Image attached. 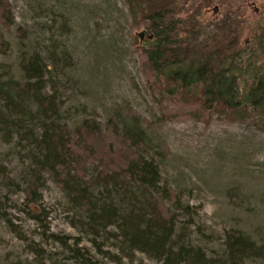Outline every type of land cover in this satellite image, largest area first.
Instances as JSON below:
<instances>
[{
    "label": "trees",
    "instance_id": "obj_1",
    "mask_svg": "<svg viewBox=\"0 0 264 264\" xmlns=\"http://www.w3.org/2000/svg\"><path fill=\"white\" fill-rule=\"evenodd\" d=\"M127 1L132 27L145 30L137 50L148 79L164 93L159 100L164 119L176 115L208 123L221 114L228 122L249 120L264 128L255 121L264 113V6L256 17L246 14L253 0H200L195 5L187 4L192 0ZM210 6L217 9L209 15L205 11ZM12 23L8 1L0 0V26ZM17 36L20 42L26 37L20 26ZM132 38L139 39L135 34ZM8 47L0 31V52ZM51 59L55 75L38 51L24 54L22 80L0 63V134L6 142L16 137L27 152L23 206L41 222L44 234L48 228L40 189L48 177L64 193L73 211L71 222H77L99 254L116 262L133 264L137 251L159 264H264V242L236 229L224 231V251L216 257L184 241L176 210L165 202L188 219L191 207L182 205L162 180L155 159L142 149L146 134L138 116L130 110L128 120L109 118L105 124L86 117L71 129L60 119L55 80L63 58ZM159 149L165 155L164 145ZM0 186L20 188L1 160ZM31 205L40 213H32ZM46 237L68 249L74 264H97L88 249L78 246L79 239L71 246L68 235L50 232ZM108 243L116 253L103 248ZM30 246L40 253L41 248Z\"/></svg>",
    "mask_w": 264,
    "mask_h": 264
},
{
    "label": "rangeland",
    "instance_id": "obj_2",
    "mask_svg": "<svg viewBox=\"0 0 264 264\" xmlns=\"http://www.w3.org/2000/svg\"><path fill=\"white\" fill-rule=\"evenodd\" d=\"M7 1L13 23L9 28L0 26L9 45L0 52V63L13 78L22 80L19 64L24 54L38 51L52 75L51 57L63 58L55 80L62 105L60 119L71 129L86 117L105 124L109 118L128 120L133 111L146 134L142 149L155 159L162 180L174 189L182 205L191 207L188 219L171 201L165 202L176 210L177 229L184 227V241L205 248L209 257L223 253L227 229L264 242V128L249 120L228 122L221 114H214L208 123L176 115L164 119L166 110L159 105L164 93L148 79L137 50L141 42L132 38L143 28L132 27L127 0ZM263 6L264 0L249 1L246 14L258 17ZM205 12L213 13V6ZM19 26L26 31L22 42L17 36ZM255 121L264 123V113ZM159 145H164L165 155ZM0 160L20 187L0 186V264H74L68 249L46 237L50 232L71 237V246L79 239L78 246L88 249L97 264H132L96 251L90 237L71 222L73 211L64 193L48 177L40 189L43 225L48 228L44 234L41 222L23 206L29 159L16 137L6 142L0 134ZM30 210L40 213L38 206L31 205ZM31 244L41 248L39 254ZM103 248L116 253L109 243ZM139 263L159 264L136 251L133 264Z\"/></svg>",
    "mask_w": 264,
    "mask_h": 264
},
{
    "label": "water",
    "instance_id": "obj_3",
    "mask_svg": "<svg viewBox=\"0 0 264 264\" xmlns=\"http://www.w3.org/2000/svg\"><path fill=\"white\" fill-rule=\"evenodd\" d=\"M135 35L139 38V41L141 42L145 35V30H141L135 33ZM149 38H151V35H148Z\"/></svg>",
    "mask_w": 264,
    "mask_h": 264
},
{
    "label": "flooded vegetation",
    "instance_id": "obj_4",
    "mask_svg": "<svg viewBox=\"0 0 264 264\" xmlns=\"http://www.w3.org/2000/svg\"><path fill=\"white\" fill-rule=\"evenodd\" d=\"M217 7H214V10L216 11Z\"/></svg>",
    "mask_w": 264,
    "mask_h": 264
}]
</instances>
